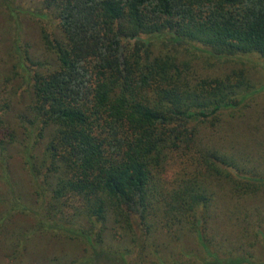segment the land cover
<instances>
[{
  "label": "trees",
  "instance_id": "trees-1",
  "mask_svg": "<svg viewBox=\"0 0 264 264\" xmlns=\"http://www.w3.org/2000/svg\"><path fill=\"white\" fill-rule=\"evenodd\" d=\"M21 2L0 0V253L25 264L39 237L79 250L51 264H261L264 210L238 211L234 240L212 219L219 188L264 205V132L251 155L206 137L264 86L241 68L198 76L185 57L264 62V0Z\"/></svg>",
  "mask_w": 264,
  "mask_h": 264
},
{
  "label": "rangeland",
  "instance_id": "rangeland-1",
  "mask_svg": "<svg viewBox=\"0 0 264 264\" xmlns=\"http://www.w3.org/2000/svg\"><path fill=\"white\" fill-rule=\"evenodd\" d=\"M37 1L39 0H22L21 3L27 7L34 6V3ZM0 37L3 42L4 40L7 41L12 37V31L9 29L7 30L6 27H2ZM23 39L30 45L29 50L33 49V45L39 47L38 42L40 43V41L36 23L24 20ZM42 51L43 50L40 51L39 55L44 54ZM5 53L6 50L4 51L3 44L0 49V57L5 58ZM185 58L189 60L190 71L194 72L198 76L219 78L234 69L241 68L244 69L248 78L252 80L256 88L264 86V62L255 55L242 57L241 60L224 62L212 59L204 52L195 51V53L191 54L190 57L187 56ZM6 70H4V65L0 63V73H3ZM12 83L13 81H11V85ZM8 87L10 89L11 86L8 84ZM14 106H16V109L19 108L16 103H14ZM12 115H15V111L12 112ZM220 128L222 129L216 137H206V139H214L212 144L225 145L226 147H232V149L235 147L237 152L242 150L243 153H250L248 155L254 154L255 149L253 146L248 145V148H246V137L251 136L252 133H256V135L259 136L260 134L256 132L258 129H261L264 132V90L255 94L249 101H247L240 114L236 113V116H231V118L229 114L225 117V119H222ZM178 167L179 166L177 164L173 165L171 162L167 167V173L165 176L168 183H170L169 186L174 183L173 178L176 177V172L178 173L181 169ZM16 174L20 175V173ZM0 187L3 191L5 190L1 185ZM228 199L231 201L232 205L227 204V201H229ZM258 200L260 199L255 196L235 199L226 195L225 188H219V192L216 194L215 204L213 206L214 218L212 219V225L214 230L217 231L222 238L227 240H234L235 235L237 238L239 234L233 231L239 223L237 219V212L240 210H246L247 212L252 213L254 212L255 207L261 208L262 212V210H264V205H260ZM17 224H22V226L28 227L31 223L27 218H20L17 219ZM119 234L114 233V236L111 237L108 242V246H111L113 249L120 247L122 249L123 244L121 242V235ZM184 238L183 243H185V252H187L189 246H191L192 240L190 237ZM246 239L247 243L251 240L247 236ZM239 240H244V238L241 237ZM239 240H235L233 244L239 245ZM255 248H258V246L255 245L253 249ZM262 249L264 248L262 247ZM259 251L261 250H258L256 253V257L258 258L257 260L259 263L264 264V250L262 252ZM78 253L79 250H74L68 245H59L55 241L51 242L47 241L46 238L36 237L30 244L25 264H51L49 262H51L50 259L53 258V255H56L54 257H58L57 255L67 254L68 256L77 257L79 256ZM136 253L137 252L134 251V254L131 257L134 255L136 256ZM133 260L134 258L132 260L129 258V262ZM106 263L108 262L106 261ZM0 264H11L3 253H0Z\"/></svg>",
  "mask_w": 264,
  "mask_h": 264
}]
</instances>
